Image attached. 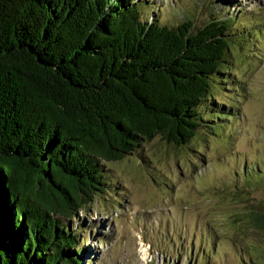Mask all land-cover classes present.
<instances>
[{
	"label": "trees",
	"instance_id": "trees-1",
	"mask_svg": "<svg viewBox=\"0 0 264 264\" xmlns=\"http://www.w3.org/2000/svg\"><path fill=\"white\" fill-rule=\"evenodd\" d=\"M152 1L0 0V264H81L68 220L111 190L104 162L219 136L239 114L225 91L253 29L169 23ZM238 217L264 233V206Z\"/></svg>",
	"mask_w": 264,
	"mask_h": 264
},
{
	"label": "rangeland",
	"instance_id": "rangeland-1",
	"mask_svg": "<svg viewBox=\"0 0 264 264\" xmlns=\"http://www.w3.org/2000/svg\"><path fill=\"white\" fill-rule=\"evenodd\" d=\"M152 2L169 23L198 27L215 14L253 29L225 91L238 97L229 101L239 114L219 136L182 147L156 137L142 157L104 162L111 190L68 220L79 232L81 264H264V233L236 220L264 206V178L244 176L264 174V0Z\"/></svg>",
	"mask_w": 264,
	"mask_h": 264
}]
</instances>
